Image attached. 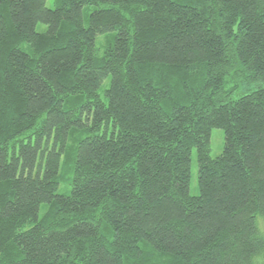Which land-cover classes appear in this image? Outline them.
<instances>
[{"label": "trees", "instance_id": "obj_1", "mask_svg": "<svg viewBox=\"0 0 264 264\" xmlns=\"http://www.w3.org/2000/svg\"><path fill=\"white\" fill-rule=\"evenodd\" d=\"M46 1L0 0V264H264V0Z\"/></svg>", "mask_w": 264, "mask_h": 264}, {"label": "rangeland", "instance_id": "obj_2", "mask_svg": "<svg viewBox=\"0 0 264 264\" xmlns=\"http://www.w3.org/2000/svg\"><path fill=\"white\" fill-rule=\"evenodd\" d=\"M46 6L49 8L53 7V1L47 0ZM46 29V26L43 24H39L37 26V31L42 32ZM106 38L104 36H98L96 40V45L99 48V51L102 52L104 43ZM109 80H105L103 82V88H106L108 85ZM102 90L100 91V95H103ZM224 145V133L221 129H212L210 134V156L212 158L218 157L223 150ZM60 194H68L69 193V187H67L64 183L60 184L59 188ZM189 193L192 196H195L198 194V185H197V162H196V154L195 150L192 151L191 156V178H190V185H189Z\"/></svg>", "mask_w": 264, "mask_h": 264}]
</instances>
